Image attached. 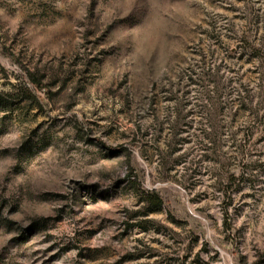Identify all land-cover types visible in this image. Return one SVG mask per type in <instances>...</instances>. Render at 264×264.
<instances>
[{
	"label": "rangeland",
	"instance_id": "obj_1",
	"mask_svg": "<svg viewBox=\"0 0 264 264\" xmlns=\"http://www.w3.org/2000/svg\"><path fill=\"white\" fill-rule=\"evenodd\" d=\"M247 15L243 0H0V264H264Z\"/></svg>",
	"mask_w": 264,
	"mask_h": 264
},
{
	"label": "trees",
	"instance_id": "obj_2",
	"mask_svg": "<svg viewBox=\"0 0 264 264\" xmlns=\"http://www.w3.org/2000/svg\"><path fill=\"white\" fill-rule=\"evenodd\" d=\"M244 1V5H245V9L248 11V15L246 16V22L247 24L245 25V28L243 29L242 32V36H241V43H242V49L243 52L245 54H248L249 58L248 61L251 60V58H254L257 62H258V66L256 67V73L259 75L260 79H261V83H260V91L264 92V35H262V37L258 38L259 41V47L256 46L254 44L255 42V36L257 33H260L264 31V9L263 12H260L256 9H254V7L251 4L250 0H243ZM262 6L264 8V0L262 1ZM212 76V74L210 72H204L202 75V82L206 79H209ZM40 86L42 87L43 85L40 84ZM221 91V87L219 85V83L215 82L214 83V96L213 98L211 97L210 100L211 101H218V97ZM246 92V90H245ZM210 97V96H209ZM249 98V96L247 95V93H245V96L241 97L240 99V103H243L244 101H246ZM215 99V100H214ZM175 118H177L176 120H180V109H179V104L177 101H175ZM179 142L175 141L176 147H178ZM179 149V148H178ZM133 173V172H132ZM134 187L136 188V190L139 192L140 197H141V201L144 203L145 207H148L149 210H152L154 208H158L162 205L163 200L160 196L159 193L155 192V191H149L144 189L139 180L137 179L136 176H134L133 181H132ZM140 225H142V227H146L143 226V224L140 223Z\"/></svg>",
	"mask_w": 264,
	"mask_h": 264
}]
</instances>
